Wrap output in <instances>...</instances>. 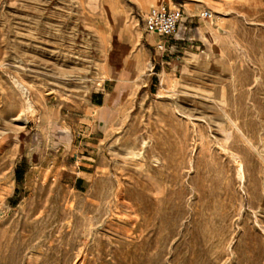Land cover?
<instances>
[{"label":"rangeland","instance_id":"obj_1","mask_svg":"<svg viewBox=\"0 0 264 264\" xmlns=\"http://www.w3.org/2000/svg\"><path fill=\"white\" fill-rule=\"evenodd\" d=\"M0 264H264V0H0Z\"/></svg>","mask_w":264,"mask_h":264},{"label":"built area","instance_id":"obj_2","mask_svg":"<svg viewBox=\"0 0 264 264\" xmlns=\"http://www.w3.org/2000/svg\"><path fill=\"white\" fill-rule=\"evenodd\" d=\"M212 13L208 10H202L199 17L210 19ZM184 17V10L175 4L162 2L156 6L150 7L144 15L143 26L147 33L153 34L157 41V48L163 49L164 42L172 36Z\"/></svg>","mask_w":264,"mask_h":264},{"label":"crops","instance_id":"obj_3","mask_svg":"<svg viewBox=\"0 0 264 264\" xmlns=\"http://www.w3.org/2000/svg\"><path fill=\"white\" fill-rule=\"evenodd\" d=\"M162 3V2H161ZM180 31H181V27H180V25L178 26V28H177V30H176V32L172 35V36H170L169 38H167L166 40H165V42H164V45H165V43L168 41V40H170V39H178V37L180 36ZM158 40V39H157ZM159 41V40H158Z\"/></svg>","mask_w":264,"mask_h":264},{"label":"trees","instance_id":"obj_4","mask_svg":"<svg viewBox=\"0 0 264 264\" xmlns=\"http://www.w3.org/2000/svg\"><path fill=\"white\" fill-rule=\"evenodd\" d=\"M18 177H19V174H18V172L16 173V179H18Z\"/></svg>","mask_w":264,"mask_h":264},{"label":"bare ground","instance_id":"obj_5","mask_svg":"<svg viewBox=\"0 0 264 264\" xmlns=\"http://www.w3.org/2000/svg\"><path fill=\"white\" fill-rule=\"evenodd\" d=\"M198 140V139H197Z\"/></svg>","mask_w":264,"mask_h":264}]
</instances>
